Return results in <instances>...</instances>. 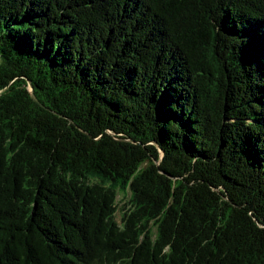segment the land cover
<instances>
[{
    "label": "trees",
    "instance_id": "obj_1",
    "mask_svg": "<svg viewBox=\"0 0 264 264\" xmlns=\"http://www.w3.org/2000/svg\"><path fill=\"white\" fill-rule=\"evenodd\" d=\"M0 264H264V0H0Z\"/></svg>",
    "mask_w": 264,
    "mask_h": 264
},
{
    "label": "water",
    "instance_id": "obj_2",
    "mask_svg": "<svg viewBox=\"0 0 264 264\" xmlns=\"http://www.w3.org/2000/svg\"><path fill=\"white\" fill-rule=\"evenodd\" d=\"M29 84H30L31 97L33 98V100H34L35 102H39L38 99H37V97H36L35 94H34L32 84H31V83H29ZM131 141H132V140H131ZM159 150H160V152H162V150H161L160 148H159ZM161 155H162V153H161Z\"/></svg>",
    "mask_w": 264,
    "mask_h": 264
},
{
    "label": "rangeland",
    "instance_id": "obj_3",
    "mask_svg": "<svg viewBox=\"0 0 264 264\" xmlns=\"http://www.w3.org/2000/svg\"><path fill=\"white\" fill-rule=\"evenodd\" d=\"M120 204L122 205L123 203H122V202H120Z\"/></svg>",
    "mask_w": 264,
    "mask_h": 264
}]
</instances>
